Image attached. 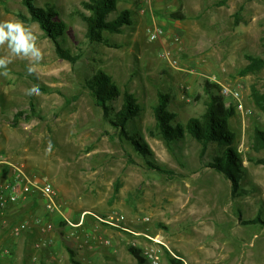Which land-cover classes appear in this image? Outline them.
Returning <instances> with one entry per match:
<instances>
[{
  "label": "rangeland",
  "instance_id": "1",
  "mask_svg": "<svg viewBox=\"0 0 264 264\" xmlns=\"http://www.w3.org/2000/svg\"><path fill=\"white\" fill-rule=\"evenodd\" d=\"M63 1L34 2L61 14L68 26L63 44L81 56L77 65L58 57L38 24L24 22V0H0V185L12 179L14 166L58 191L52 264H71L69 250L79 264H138L130 247L141 250L146 264L157 258L158 264H264V224L253 223L264 221V149H256L264 112L251 97L254 86L264 93V70L241 76L248 57L264 60V0H121L110 20L124 10L133 14L122 34H108L113 48L87 40L75 13L83 0ZM177 11L186 19L171 17ZM155 27L165 36L150 42ZM166 50L177 68L162 58ZM99 69L122 92L116 109L123 93L137 98L143 111L129 131L144 137L153 160L172 175L149 170L130 140L114 134L86 87ZM206 81L219 84L226 105L236 109L230 125L243 166L236 196L232 182L208 166L210 155L226 147L213 144L204 155L188 133L172 146L150 134L161 91L173 93L171 109L185 127L207 111ZM23 221L9 218L1 233ZM26 236L9 235L10 264L35 257L48 264L42 261L49 250H35Z\"/></svg>",
  "mask_w": 264,
  "mask_h": 264
},
{
  "label": "trees",
  "instance_id": "2",
  "mask_svg": "<svg viewBox=\"0 0 264 264\" xmlns=\"http://www.w3.org/2000/svg\"><path fill=\"white\" fill-rule=\"evenodd\" d=\"M35 0H24L29 10L28 16L22 19L28 24L36 23L46 35L52 40L57 48L58 57L70 61L72 65H77L81 56H73L71 49L63 44L64 36L67 34V23L61 19V14L55 6L46 4L47 8L39 7ZM121 0H83L81 8L76 10V16L86 26V38L91 44H101L109 48L115 47L109 40V35L122 34L124 29L131 26L132 12L124 10L115 19L110 20L111 15L117 12L118 2ZM175 19H186L184 13L177 11L171 15ZM128 25V26H127ZM127 26V27H126ZM264 70V60L255 56L248 57V65L241 71V76L248 74H259ZM86 87L97 106L104 111L105 117L109 123L116 128L114 134L120 138L130 140L135 152L143 157L149 170L160 172L163 175H172V172L163 169L153 160L152 148L140 136L138 132L129 131L130 123L143 111L137 98L133 93H123V102L121 107L116 109L113 105L121 96V90L113 81V78L104 70H97L95 74L86 79ZM205 91L208 94L207 111L201 117L191 118L187 126H183L177 120V114L171 109L174 100L172 92L158 94L157 104L154 106V117L156 121L155 131L150 132L152 136L161 137L169 146L182 142L187 133L191 135L202 146V153L206 155L209 147L217 144L218 147L226 150L222 155H210L211 161L208 166L214 168L218 174L227 177L233 184L232 193L236 196L240 190L241 172L243 170L242 160L234 147L236 132L231 129L230 120L236 115L235 107H228L222 95V89L219 84L206 81ZM252 100L256 107L264 112V93L252 88ZM34 110V108H33ZM25 116V113H18L15 117L17 124ZM256 149H264V131L258 130L256 134ZM131 159V157H129ZM263 162V161H262ZM261 163V162H259ZM240 194V193H239ZM253 222V221H251ZM248 222V223H251ZM263 223L258 217L253 223ZM130 253L137 259L138 264H146V259L140 249L130 247ZM71 264H79L77 254L69 250ZM178 259H173L172 264H178Z\"/></svg>",
  "mask_w": 264,
  "mask_h": 264
},
{
  "label": "crops",
  "instance_id": "3",
  "mask_svg": "<svg viewBox=\"0 0 264 264\" xmlns=\"http://www.w3.org/2000/svg\"><path fill=\"white\" fill-rule=\"evenodd\" d=\"M60 3H63V0H58ZM63 1V2H62ZM60 10V9H59ZM62 12V10H61ZM2 164V162H0ZM11 167V166H10ZM4 168H1L0 166V174L3 171ZM2 185V184H1ZM0 185V186H1ZM56 214V213H55ZM55 214H49L45 210L44 206V199L37 195V194H32L31 192H28L26 194V197L16 205H11L9 208L5 210H0V251L4 249V254L0 253V264L1 261L4 262L5 264H10V238L9 235L12 236V232L9 230L10 234L7 233V236H3L4 232H7V220L12 217V220H17V218H23L24 222L28 224L27 229L24 231L26 232V237H27V242L33 243L34 247L36 245L41 244V249L47 248L49 250V256L45 260L42 261V263H48L52 264L53 261L57 260L56 255H55V248L53 245V240L52 236L49 234L52 226H50V221L53 223L56 221L55 219ZM29 219V220H28ZM49 223V226H47ZM48 227V228H47ZM47 232V233H46ZM33 240V241H32ZM37 250V248H34ZM34 250V251H35ZM28 256L34 257L35 253H31L30 251L27 253ZM36 258L29 259L28 258V264H37L34 263L36 261ZM6 261V262H5ZM32 262V263H30Z\"/></svg>",
  "mask_w": 264,
  "mask_h": 264
},
{
  "label": "built area",
  "instance_id": "4",
  "mask_svg": "<svg viewBox=\"0 0 264 264\" xmlns=\"http://www.w3.org/2000/svg\"><path fill=\"white\" fill-rule=\"evenodd\" d=\"M150 0H147V2ZM145 13V9L141 10ZM165 36V30L160 27H155L150 33V42H155ZM164 61H167L171 66L178 67V60L175 59L172 50H166L162 54ZM240 95L235 93L234 97H239ZM240 109H243V104L240 105ZM14 174L12 179L0 186V210H5L11 205H16L21 202L28 192L32 194H37L44 199L45 210L49 214L60 213L59 208V195L56 188L50 183V181L32 178L27 172L22 168L14 167ZM28 224L26 222L20 224L12 230V235L21 236V234L27 229ZM71 238V237H69ZM88 242H86L87 244ZM37 249H41V244L36 245ZM159 258L154 261V264H158Z\"/></svg>",
  "mask_w": 264,
  "mask_h": 264
},
{
  "label": "bare ground",
  "instance_id": "5",
  "mask_svg": "<svg viewBox=\"0 0 264 264\" xmlns=\"http://www.w3.org/2000/svg\"><path fill=\"white\" fill-rule=\"evenodd\" d=\"M160 239V238H159Z\"/></svg>",
  "mask_w": 264,
  "mask_h": 264
}]
</instances>
